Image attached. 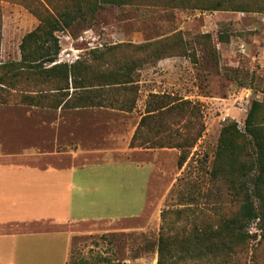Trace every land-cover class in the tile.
Returning <instances> with one entry per match:
<instances>
[{
	"label": "rangeland",
	"instance_id": "obj_1",
	"mask_svg": "<svg viewBox=\"0 0 264 264\" xmlns=\"http://www.w3.org/2000/svg\"><path fill=\"white\" fill-rule=\"evenodd\" d=\"M47 1L56 7L64 3ZM197 1L204 8H170L163 0H128V4L121 6L106 5L93 18L79 20L58 34L61 52L57 63L79 64L91 75L109 71L130 75L131 84H99L88 89L89 96L103 103V107L52 108L48 104L55 98L50 97L43 99L41 106L21 104L17 96L0 103V165L66 164L69 160L63 153L84 146L76 134L89 138L95 132L92 143L97 142L98 146L114 130L108 126L110 122L133 129L145 114L151 94L191 101L200 108L201 137L186 154L180 169L178 150L160 153L155 196L152 199L149 194L145 212L139 218L115 224H35L21 228L67 232L71 242L69 264H156L161 228L181 234L190 229L193 220L216 223L214 207H221L225 216L236 209L225 188L220 185L219 189L210 180L209 172L222 126L236 122L243 130L251 101L264 103V13L210 11L206 5L214 0ZM232 1L246 6L254 0ZM44 6L47 7L45 2ZM37 24L38 18L23 5L0 0L2 62L19 61V43ZM97 56L101 58L95 59ZM77 93L80 91L70 87L64 101ZM116 115L127 120L122 123L118 117L112 118ZM84 117L96 124L102 120L98 124L103 127L91 129L90 122H81ZM106 119L112 121L106 123ZM124 211H135V201L132 206L126 205ZM19 228L4 226L0 232ZM248 229L259 234L256 222L250 223Z\"/></svg>",
	"mask_w": 264,
	"mask_h": 264
},
{
	"label": "trees",
	"instance_id": "obj_2",
	"mask_svg": "<svg viewBox=\"0 0 264 264\" xmlns=\"http://www.w3.org/2000/svg\"><path fill=\"white\" fill-rule=\"evenodd\" d=\"M7 1L23 5L38 18V24L22 37L19 61L0 60L1 104L3 99L17 96L21 104L28 106H41L43 99L50 97L55 98L48 104L52 108L103 107V103L89 96V88L132 83L129 74L109 71L91 75L79 64L57 63L61 52L59 33L79 20L93 18L102 6H121L128 4V0H63L61 7L52 6L47 0ZM163 1L170 8H204L197 0ZM256 1L244 6L232 0H214L206 9L264 13V0ZM43 86L49 87V91L41 89ZM70 87L80 93L64 101ZM199 118L198 104L151 94L130 147L176 149L180 152V169L203 132ZM144 129L147 131L143 133ZM209 177L219 189L225 188L230 203L236 205L235 211L225 216L221 207H214L216 223L193 220L190 229L181 234L161 228L156 264H264V103L251 101L243 130L236 122L222 126ZM161 219L164 220L162 214ZM252 222H256L257 235L249 232Z\"/></svg>",
	"mask_w": 264,
	"mask_h": 264
},
{
	"label": "crops",
	"instance_id": "obj_3",
	"mask_svg": "<svg viewBox=\"0 0 264 264\" xmlns=\"http://www.w3.org/2000/svg\"><path fill=\"white\" fill-rule=\"evenodd\" d=\"M118 118L122 123L127 120L123 115ZM109 119L104 121H112ZM84 120L91 123V119L84 117L81 122ZM98 123L93 121L90 128L103 127ZM109 124L114 130L102 145L92 143L94 131L89 138L76 134L87 148L79 146L63 153L69 160L66 164L0 165V227H20L0 232V264H69L71 242L67 232L22 227L115 224L144 214L149 194L152 199L155 196L157 159L169 149L131 148L138 124L133 129L126 124ZM137 171L140 175L134 173ZM134 201L135 211H124Z\"/></svg>",
	"mask_w": 264,
	"mask_h": 264
}]
</instances>
